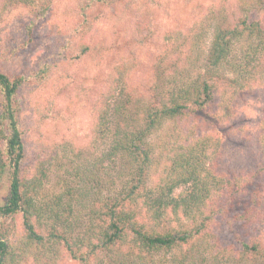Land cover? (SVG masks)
Masks as SVG:
<instances>
[{"label": "trees", "instance_id": "trees-1", "mask_svg": "<svg viewBox=\"0 0 264 264\" xmlns=\"http://www.w3.org/2000/svg\"><path fill=\"white\" fill-rule=\"evenodd\" d=\"M1 1L34 6L44 18L54 0ZM121 1L75 0L79 22L58 45L60 58L71 50L74 60L86 55L87 12ZM194 29L178 33L145 100L118 102L115 93L127 86L121 66L110 94L99 97L94 142H109L108 157L121 162L118 184L101 177V160L91 168L75 166L54 190L46 184L54 166L49 158H34L26 174L19 93L29 78L0 71V264L51 261L62 252L78 264H137L160 254L185 264L203 248L218 264H264V110L255 133L262 165L251 172L216 165L235 102L264 91V0H237L231 18L211 11ZM209 32L205 51L201 39ZM48 67L40 64L32 78L47 79ZM167 124L184 136L162 148L153 136ZM104 187L111 192L102 200ZM218 221L239 224L232 244L219 242L212 230Z\"/></svg>", "mask_w": 264, "mask_h": 264}, {"label": "rangeland", "instance_id": "rangeland-1", "mask_svg": "<svg viewBox=\"0 0 264 264\" xmlns=\"http://www.w3.org/2000/svg\"><path fill=\"white\" fill-rule=\"evenodd\" d=\"M236 4L237 0H124L110 6H95L87 12L91 30L85 39L90 50L74 60L75 51L72 50L60 58L58 45L63 36L78 25L75 0H54L44 18L36 14L34 6L2 4L0 0V71L9 76L24 74L29 78L19 93L25 173H31L33 159L37 156L49 158L54 166L46 184L54 190L60 178L67 179L74 174L75 166L91 168L101 160L104 162L99 171L101 177L118 184L121 162L108 157L109 142H94L97 102L102 94H110L111 80L115 86V70L121 66L118 74H122L127 82V86H120L115 93L118 102L128 96L133 100H145L152 94L153 76L156 72L159 77L162 74L158 63L169 56L178 33L194 31L211 11L215 18H231L236 12ZM201 41L207 51L211 32ZM40 64L49 66L48 69L51 66L48 78L42 82L32 78ZM156 85L155 94L161 92L162 83L158 80ZM233 109L235 118L228 133L222 135L216 165L220 171L251 172L262 165L255 133L264 110V91L244 93ZM210 127L206 125L202 130ZM173 129L174 126L165 125L153 136V142L162 148L173 146L172 143L184 136L180 129ZM74 152H80L81 157H75ZM156 178L153 173L150 182L153 184ZM259 182L264 183V174ZM5 184V181L1 183L2 186ZM110 192L104 187L102 200ZM83 202L84 208H89L92 193ZM212 230L222 246L232 244L236 241L235 233L242 231L238 223L229 225L223 221H218ZM197 255L185 264H218L204 248ZM162 263L177 264L174 254H160L152 261L137 264ZM30 264L78 263L62 252L55 260L41 258Z\"/></svg>", "mask_w": 264, "mask_h": 264}]
</instances>
